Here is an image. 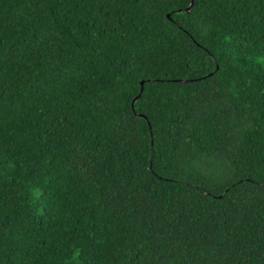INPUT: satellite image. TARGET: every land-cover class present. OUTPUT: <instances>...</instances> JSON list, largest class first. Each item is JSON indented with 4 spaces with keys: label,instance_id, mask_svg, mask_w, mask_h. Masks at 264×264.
Segmentation results:
<instances>
[{
    "label": "trees",
    "instance_id": "16d2710c",
    "mask_svg": "<svg viewBox=\"0 0 264 264\" xmlns=\"http://www.w3.org/2000/svg\"><path fill=\"white\" fill-rule=\"evenodd\" d=\"M190 3L0 0V264H264V0Z\"/></svg>",
    "mask_w": 264,
    "mask_h": 264
},
{
    "label": "water",
    "instance_id": "95a60500",
    "mask_svg": "<svg viewBox=\"0 0 264 264\" xmlns=\"http://www.w3.org/2000/svg\"><path fill=\"white\" fill-rule=\"evenodd\" d=\"M192 4V0H191V3H190V5ZM218 65L216 64V67H217ZM140 85H141V87H140V92L142 91V89H143V81H141L140 82ZM140 96V93H139V95L138 96H136V97H134L133 99H132V102H131V105L133 106V104H134V102H135V100L138 98Z\"/></svg>",
    "mask_w": 264,
    "mask_h": 264
}]
</instances>
